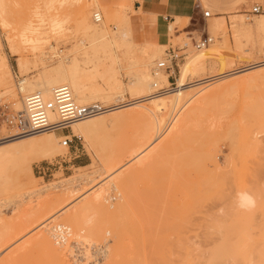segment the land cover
Listing matches in <instances>:
<instances>
[{
  "label": "rangeland",
  "instance_id": "374dc122",
  "mask_svg": "<svg viewBox=\"0 0 264 264\" xmlns=\"http://www.w3.org/2000/svg\"><path fill=\"white\" fill-rule=\"evenodd\" d=\"M217 1L219 2L218 8L228 10L232 8L235 9L233 10V13L235 11L240 12L226 15L227 20L219 23L215 20V16L219 15V13H223V11L209 9L201 3V0H199L202 11L209 12L210 17L204 18L202 16V18L197 22L190 21L186 17H179L180 20L177 22V28L172 33L173 37L158 36L156 43H163L165 45V48H163L164 51H162L161 55L156 58L153 64L154 66H156V63L158 61H161L165 57V52L169 48L179 50L178 54L182 55L181 59L176 63V66L172 68V72H169V76L171 75L174 79L168 80V84H161L160 86H163V88L171 86V83H176L180 78L182 68H184L188 60L198 54L199 56H197V58L193 60L195 61V66L192 67L191 63L192 68L190 67V69L188 67L187 70H185L183 80L186 83L193 82L198 78L204 76L221 74L223 72L236 69L237 67L241 68L253 62L256 63L263 60L264 17H260V15L264 14V6L260 4V1H255L251 2L250 5L244 10H241L239 9V6H235L236 0ZM128 2L131 5L130 8L128 7L127 11H125L132 13V10L137 9L138 6L134 5V1ZM1 3L2 7L0 8V62L1 58L3 57L7 65L5 67L8 68L7 73L9 81L11 82L13 88V95L1 96L0 107H7L10 110L18 111L22 108L21 101L24 102V96L31 94L27 91H21V94H19L16 84L18 80H21L23 78L29 79V77L37 76L38 74H40V72L47 68L48 65L58 61L59 57L62 58L68 56L70 58L75 57L78 60H82L81 58L87 54L86 52L92 54V49L88 48L89 50L86 49L85 51L81 49V46L83 44L82 42L84 40H86L85 42L88 41L86 38H84L85 36L82 35V31H77V18H75L77 17V13L80 9L81 4H87L88 0H79L78 3H74L72 2V0H68L69 4H63L64 2H61L60 0H56V2L55 0H1ZM47 5L53 7L51 8L49 6L50 9H48L49 7L47 8ZM111 6H114V3H112ZM254 6H260L261 11L257 14H252L251 10ZM54 7L55 9L52 10ZM87 10L89 14L90 23L95 25L99 24L100 22H96L92 17V13L97 10L96 6L89 5V7H87ZM1 12H3L2 15ZM138 15L141 19H143V22H145V34L142 33L139 37L143 41L148 39L151 40L150 36H154L156 29L155 26L152 25L150 21H148V15L145 12H142ZM19 18L23 19L24 21H22L21 19V22L18 21ZM2 19L7 20V23L9 22L6 25V21L4 20L5 22L3 23H5L4 25L6 27L2 25ZM56 19L59 21L61 20L60 22L62 24L58 27H55V30H52L54 29L52 24L55 23ZM173 21H175V18ZM22 23H24L23 25H27V29L31 27L30 29H32L33 31H38V37L36 36L38 44L31 46V44L29 43H20V52L19 54L14 55L10 50L8 41L13 39L16 42H21V30L19 29L22 28V32H24L23 27H25L22 26ZM171 23L172 21L168 25H173ZM110 27L112 28V26ZM205 33H207L213 38V42L203 49L196 50L193 46L194 40L197 39L200 34L204 36ZM84 44L86 46L88 45V43ZM124 50V47L122 49H117L113 47L112 49V51H115V54L119 57H122L121 54ZM99 51L102 54L99 53ZM98 53L101 57L105 56L103 55L104 51L100 50V46L97 49V54ZM134 55L135 57H140L137 53ZM41 58H43V60ZM198 58L199 60H196ZM141 60L142 61H140V63L143 62L142 58ZM121 63L122 68L124 66H127V61L125 62V60H122ZM122 68L119 69V72L122 82L126 85L130 80L127 74H130L131 70L127 71ZM151 72H153V70H151ZM242 77V75H238V78ZM124 88L123 96L126 100H129L131 98L130 94L129 96H127L128 93ZM208 88L206 89V91L210 89ZM194 89H198V86H193L190 88V90ZM252 89H247V87L241 85L238 90L236 89V91L231 94V96H229V93L226 96L229 97H225V101L223 99V102H221L220 104L207 109V111L200 117L204 118L203 123L206 118V122L203 124L202 128L199 129V131H196L199 126L195 127L196 124H193L190 129L186 132L188 135H183V140H181L186 145L184 143L182 144L180 140L176 144L166 149V153H163L164 155H161L160 161H156V163L145 167H143L144 162H146V159L149 158L150 153H153L155 150L159 149L162 143H166L169 136L161 140L156 145L151 146L147 150V152L138 160L133 163H129L130 156H128V158L126 156L127 153L125 152L130 151V148H127V146L131 147L130 144H132L134 149L135 145L139 144L140 141H138V143H135L134 141L137 142V139H139L138 135H140V132L142 134L143 132H145V126H143L144 121L142 119H135V121H129L128 119L109 120L107 124L101 128V130L97 134L96 139L94 138L95 141H92L94 142L93 145L91 142H85L84 138L81 139L72 136L70 129L57 131L56 134L60 136L70 135V137L68 138L71 140L70 145L68 147L63 146L66 148V151L64 153L55 155L50 159H45L32 163L31 177L29 176L27 170L23 169L20 173L21 182L26 187L30 186L29 184H27L28 182H32L31 185L34 188H39L43 185L52 182L61 181L66 178H73L76 175L89 174L94 178V181L90 185L92 187L93 185H96L94 186L95 188L99 185L97 183H99V181H101V179L105 177L104 170L101 169V167L104 168V165L102 166L101 164L104 162V160L108 159V157H111L112 160L111 158L109 159L111 160V163H114L112 161H115V159H117L116 155L119 153L118 157L120 156L121 159L119 160V157L116 161H119L120 163L118 164L117 162L116 164L115 162V168L113 167L114 164H111L113 168L109 170V173H114L112 174L111 179L118 173L117 170L121 168V166L123 167L121 168V170H119V173H124L128 176L130 175V172L136 170L137 171L136 174L131 176V178L129 179L130 181L128 180V182H126L123 188L119 191L120 193L117 190L113 191L109 189V194L107 193L105 195V197L109 195V200L106 198L107 200L103 201V203L108 207H116L117 213L115 212V214L117 215L116 217L119 216L118 218H116L115 216L114 217L117 221L116 223L119 224L118 232L121 233V235L118 236V251L120 250V253L118 254L119 256H115L113 258V264H259V260L261 258L258 257L264 255V154L256 153L255 155V153L251 154L252 152L250 153L249 151L251 149L249 148L250 143L249 140L244 139L245 135L253 131L256 132L258 129L256 128V124L253 120H250L249 118L245 117V115L243 114V110L246 105L252 104L258 99L259 96L263 98L264 93L262 92H264V84L262 86H257L254 88L252 87ZM201 95L202 92L200 93V96ZM198 96L199 94L197 93L196 98H199ZM96 103L102 104L100 102ZM222 103H224V105ZM111 104L112 103H107L106 105ZM125 111L126 110H123L124 113ZM213 118L215 120H213ZM201 125L202 122L200 124V127ZM189 131L192 134L193 132H197L196 137L198 139L195 137V133L191 136ZM256 136L259 141L262 142L261 145L263 144L264 146V134L257 133ZM133 137L134 139H132ZM62 139L65 140V138ZM187 140H190V142ZM192 140H197V142L195 141L196 143H194L192 142ZM187 145H189V147ZM123 147L124 151H127L123 152ZM187 147L188 151L185 150ZM120 150L122 151L119 152ZM180 150H182V152L187 151V153L183 152V154ZM192 151L195 153L197 159L196 168L191 169L192 171L189 170L190 174L186 175V178L184 176H182V178L176 177L174 173L176 171L174 170L180 167L185 168L184 166L188 161L189 154ZM248 152L250 155L248 154ZM120 153L122 155L126 154V160L125 158L122 159L124 155L122 157ZM107 155L109 156L107 157ZM260 155H263V157ZM113 157L115 158L114 160ZM121 161H123L125 164L123 162L121 163ZM55 162L62 163H60L59 166H56L55 168H49L50 170L46 171L45 175L37 173L36 170L38 167H45L48 166V164H54ZM126 162H128L129 164ZM259 162L261 163V165ZM181 163H184V165H181ZM176 165L178 166L177 168ZM259 165L261 167H259ZM9 168V173L14 174V165L9 166ZM241 169L244 170V176H240L241 178H239L238 173L241 171ZM76 185L77 183L71 186V189L77 192L75 196L73 195L72 197H70L69 201L72 202L69 203L71 204L69 206H66L63 211L55 214L50 219L51 221L49 220L50 224L48 225V227H51L52 225L54 226V224L61 225L65 226L66 228H69V232H72L68 236L69 239H67L66 245L64 244L67 247L62 249V247L64 246H60V250L61 252L63 251L62 254H65H63V256L67 259L65 260L68 264H77L70 259L71 252L68 253L67 250L68 248L70 249V247L73 248V246L77 247L73 248V250L77 249L80 253L81 258L85 259L81 261L82 264L85 263L84 261L88 262L89 259L97 260L98 256V261L100 260V264H105L110 259L109 257H111V252L113 250L114 241L112 242V239L114 238V236L111 237V235L113 234H104L106 237L103 235L104 238H99L100 242L98 239H91V243L89 242L90 239H88V242H85V245V243L82 242L80 238L76 237L78 235H76V228L70 225V222H68L65 218L72 211V208L74 206L81 203L85 199L83 198L84 195L86 196L92 191L87 190L91 187L89 185ZM234 189H245L252 196H254L257 199L256 205L259 204L258 206H255L256 209L253 208L250 210L251 212L248 211L247 213L246 211H232L231 207H229L231 205V202L229 200H231L230 193L233 194L232 191ZM16 191L17 187L15 186L10 192L15 193ZM90 196L91 195L87 196V198H89ZM3 197L5 196L0 195V199ZM119 200L121 201V203H119ZM105 208L107 209V207ZM217 208H222L226 212L225 216L222 218L223 220L221 221V227L219 228V230L215 231L211 229L207 233L203 234L198 227L200 226V224H212V215ZM11 210L13 211V206H8L6 210L4 209L3 218L5 217V220H12L11 218L13 214ZM122 212H124V216L122 215ZM234 213H236L237 215H233ZM47 217L48 214L45 215V213L37 214L34 217L36 221L35 226L41 225L42 223H46L48 219ZM61 220L63 221L61 222ZM66 224H68L69 226ZM30 228H33V226ZM30 228L22 230L24 231H21L23 234L21 233V235L19 233L21 237L19 234L18 236L12 237V239H17L19 237V239H21L20 241L22 242H20L18 239H13L14 242H12V239L11 242H8L7 240V244H5L6 242H4L6 246L9 243L17 245H15L14 248L13 244L12 246L11 244H9L7 247L5 245H2V249L0 247L2 251H0V264H2L3 261H7L5 259L7 258V256L8 259L9 257L12 258L10 253H12L13 255L15 253L16 255L17 251H11L15 248L17 250L18 247L24 241L28 240L32 236L26 234L28 233V231L26 230H30ZM72 235L75 236V239ZM110 237L112 238L111 240L108 239ZM180 237L182 239H180ZM103 239H105V241ZM93 240H96V242H93ZM182 240L185 241L182 242ZM101 241L103 242V244ZM107 243L109 247V254H107V256H110H106V260H103V257H101L103 253L99 252L102 251L103 248L101 249L99 246H104V244ZM192 243H195V245L193 246ZM198 243L200 245H198ZM224 245H226V247ZM228 245L229 247H227ZM4 246L6 247L5 249H3ZM55 246L59 248L58 245ZM85 248L87 249L85 250ZM221 248H226V250H224L226 251L225 253H227L228 255H225L223 253L226 257H223L222 254V257L220 256L216 258V252L218 249ZM65 250H67V252H65ZM73 250L70 249V251L72 252ZM260 251H262V253ZM33 252L34 250H29L27 252V255H25V253L21 257L22 259H17L16 261L14 260L13 263L28 264V260L24 261V259L26 260L28 258L27 256H29V258L31 257V259H34V262L29 259V264H40L41 257L43 261L44 256L42 254H39V251L37 250H35V254ZM237 253H239V257L238 255H236ZM95 254L98 256H96ZM257 254L259 256H257ZM15 255L13 257H15ZM249 255L250 257H248ZM242 256L244 257V259L242 258ZM116 257L117 259H115ZM114 259L117 261H115ZM102 260L104 262H102Z\"/></svg>",
  "mask_w": 264,
  "mask_h": 264
},
{
  "label": "bare ground",
  "instance_id": "6f19581e",
  "mask_svg": "<svg viewBox=\"0 0 264 264\" xmlns=\"http://www.w3.org/2000/svg\"><path fill=\"white\" fill-rule=\"evenodd\" d=\"M50 1H52V0H50ZM60 1L64 2L63 4L68 3V0H60ZM55 2H56V0H55ZM72 2L78 3L79 0H72ZM50 5H51V3H50ZM89 5H95L96 6L97 10L92 13V17L94 20L96 18H99V22H100L99 24L95 25V24L90 23L89 14H88V10H87V7H89ZM130 5H131L130 3L122 1V2H119L117 4H114V6H111V4L105 3L102 0H88L87 4L86 3L81 4L80 9L77 13V17H75V18H77L76 19V24H77L76 29H77V31L78 30L82 31L83 32L82 35H84L85 36L84 38H86L88 41V42H85L86 40H84L82 38L84 41L82 42L83 43L82 46L80 45L81 49L84 51L86 49L87 50L92 49V54H89L88 52H86L87 54L85 56H83L84 58L83 57L81 58L82 60H78L75 57L70 58L68 56H65V57L60 58L59 56H57V57H59V60L48 65V67L45 68L42 72H40V74H38L37 76L29 77V79L23 78V79L18 80V81L16 80L17 81L16 84H17L19 94H21L20 93L21 91L22 92L27 91L31 94L32 93H40L45 100H52V93H53L54 89H56L57 87H60V86H66L70 90L72 97H73V100L79 105H89V104L96 103V102H100L102 104H105V105L100 104V105L104 106L105 108H107L106 110L103 111V113H101L97 116H94L92 118H88V119H84V120L74 122L70 125V128H69L72 136H75L76 138H81V139L84 138L85 142H88V143L91 142L92 145L94 144V142H92V141L93 140L95 141L97 134L99 133L101 128L107 124V122L109 120L128 119L129 121H132V120L135 121V119H138V120L142 119L145 123V124L143 123V126H145V132H143V134L140 132V135H138L139 139H137V142L134 141L135 143H138V141H140L139 144L135 145V143H134L135 149L133 148L132 144H130L131 147L127 146V148H130L129 149L130 151L125 150L127 152L124 151V147L122 148L123 152L127 153V155L126 154L125 155L127 157L130 156L129 163L130 162L133 163L136 160H138L141 156H143L147 152V150L151 146L156 145L161 140H163L164 138L169 136L166 143L163 141L164 144L162 143L160 145L159 149L155 150L153 153H150L149 158L146 159V162H144L143 167H145V166L152 165L153 163H156V161H160L161 160L160 157L163 153H166V149H168L172 145L176 144L181 139L183 140V138H182L183 135L185 136L187 134L186 132L190 129V127L193 124H196L195 127L199 126V128L196 129V131H199V129H201L203 124L206 122L205 121L206 118H205L204 123H203L204 118L203 117L200 118L201 115H203L207 111V109L212 108V107L220 104L221 102H223L222 101L223 99L225 101V97L229 93H230L229 96H231V94H233V92L236 91V89L238 90V88L241 85L247 87V89H249V88L252 89V87L254 88L257 86H262L264 84V57H263V60L260 62H256V63L253 62V63H251L247 66L241 67V68L237 67L236 69H233V70H230L227 72H223L221 74L204 76V77L198 78L197 80H195L193 82L186 83L183 80V77L185 75V70H187L188 67L189 68L191 67V63H192V67L195 66V63H194L195 61H193V60H195V58H197V56H199V54H198V55L190 58L188 60V62L186 63V65L184 66V68H182L180 78L176 82V85H177L176 89H173L166 94L164 93V94L154 95L156 93L157 88H163V86H160L161 84H165V83L168 84L169 72H172L173 67L167 71H163V70L157 71L156 66H154L153 64H154L156 58L161 55L162 51H164L163 48H165V45L163 43H160V44L154 43L149 39L143 41L139 37L140 34H138L136 24L138 23L137 22V16H138V14L141 13V11H140V9H138V10L133 9L132 13L126 12L127 8L128 7L130 8ZM49 6L47 5V8ZM1 7H2V3L0 0V8ZM50 7L48 9H50ZM205 7H207V6H205ZM54 9H55V7L52 10H54ZM2 13L3 12H1V15H2ZM179 17L180 16H175L176 22L172 21L171 24H173V25H170V26L168 25L166 27V32H165L164 36H169V37L172 36V33L177 28V25H178L177 22L180 20ZM260 17H264V14H261ZM154 18H155L154 15L148 16V19H149L148 21H150V23L152 25H153ZM20 19L21 18H19L18 21H20ZM4 20L2 19V25L4 27H6L4 25L5 23H3V22L6 21V25L9 22L7 23V20H5V21ZM21 20L24 21L23 19H21ZM60 21L57 19L55 20V23L52 24L54 27V29H52V30H55V27H58L62 24ZM23 24L24 23H22V26H25V27H23L24 32H22L23 31L22 28L19 29V30H21V32H20L21 42H19V41L16 42L13 39L8 41L10 50L14 55H17L20 52V43L21 44L22 43H29V44H31V46L38 44L37 39H36V36L38 35V33H37L38 31L37 30H35L36 32L33 31L32 29H30L31 27L29 29H27V25H23ZM146 24H147V22H146ZM260 25H262V24H260ZM110 26H112V28ZM190 40H191V38H190ZM84 43H86V44L88 43V45H87L88 47ZM99 46H100V50H103L105 53V54L103 53V55H105L103 57L99 56V53H101L100 51L97 54V49L99 48ZM101 47H102V49H101ZM113 47H115L117 49L118 48L122 49L123 47L125 48V50L121 54L122 57H119L118 55L115 54L116 49H115V51H112ZM51 48H52V46H51ZM105 48H107V49H105ZM136 53L140 57H137V56L135 57L134 54H136ZM141 58L143 59L142 63H140V61H142ZM41 59L43 60V58H41ZM122 60H125V62L127 61V63H126L127 66H124L123 68L121 67V64H122L121 61ZM137 60H139V61H137ZM196 60H199V58ZM5 66H7V65L5 63L4 58L2 57L1 62H0V97L13 95V88H12L11 82L9 81V77H8V73H7L8 68ZM120 68L125 69L127 71L131 70L130 74H127L130 80L128 81V83L126 85L122 82L120 72H119ZM151 70H153V72H151ZM239 74L242 75L243 77L238 78ZM124 86H125V88H124ZM193 86H198V89L190 90V88ZM123 88L128 93L127 96H129V94H130L131 98L129 100H126L125 97L123 96V91H124ZM204 88H205V91L207 88L209 90L205 92ZM201 92H202V95L200 96ZM197 93L199 94V96H198L199 98H196ZM262 93H264V92H262ZM27 96L28 95H25L24 97L26 98ZM228 97H226V98H228ZM107 103H112V104L106 105ZM222 104L224 105V103H222ZM21 107L22 108L20 110L23 109V101H21ZM219 108H221V107H219ZM217 109H218V107H217ZM123 110H126L125 113L123 112ZM243 114L245 115V117L249 118L250 120H253L254 123L256 124V128L258 129L256 132L253 131V132H250V133L245 135L244 139L249 140V143H250L249 145L251 146V147L249 146V148H251L250 150L247 146L248 150L250 151V153L252 152L251 154H254V153H255V155H256V153L257 154L258 153L264 154V146H263V144L261 145L262 142H260L256 136L257 133H263L264 134V95H263V98L259 96L258 99L256 101H254L252 104L246 105L244 107ZM47 118H48V121L50 123L58 122V120L60 119L58 113L55 111L47 112ZM200 119L202 122L201 127H200V124H201ZM208 119H209V117H208ZM213 120H215V119L213 118ZM242 132H244V131H242ZM56 133L57 132H55V131H44V132H41L38 134H32V135L23 136V137L11 138V139H8V140L0 143V195L5 196V197L0 199V247H1V249H2V245H5L8 242H11L12 237L18 236L19 233L21 234L22 232H24L22 230H25V229L33 226V228H30V230L29 229L26 230V231H28V233H26V234L29 236L30 235H32V236L28 240L24 241L18 247L17 250L15 248L14 250L11 251V252L17 251L16 255L14 253L15 257H13L14 255L12 253H10L12 258L9 257V259H8V256H7V258H5L7 261H3L2 264H14L13 263L14 260L16 261L17 259H22L21 257L25 253H26L25 255H27V252L29 250H31V251L34 250V252H35V250H37V251H39L38 252L39 254H42L44 256L43 261H42V257H41V263L40 264H68L66 261L67 259L64 258V256H63L64 253L62 254L63 251L61 252V250H60L61 249L60 246H64V247H62V249L67 247V246H65L66 244L61 245L60 242H57L56 238H55V234L53 233L54 232L53 227L57 226V225L54 224V226L52 225L53 227L52 226L48 227V225L50 224L49 223L51 221L50 219L55 214L63 211L64 208H66V206H69L71 204V203H69V202H72V201H69L70 197H72L73 195L75 196V194L77 193L76 191L71 189L72 188L71 186L73 184H76V183H77L76 186L82 185V184L91 186L90 184L94 181V178L92 176H90L89 174H80V175H76L73 178H66V179L61 180V181L52 182V183L43 185L39 188H34L31 185L32 182H28V183L26 182L27 184L30 185L29 187L24 186L23 183L21 182V178H20V173L22 172L23 169H26L29 176L31 177V172H32L31 165H32V163L37 162V161H41V160H45V159H50V158L54 157L55 155L64 153L66 151V148L63 147V145H62L63 141H64L62 138H69L70 135L60 136V135H57ZM189 133H190V131H189ZM194 133H195V137H196L197 132H193V134ZM193 134L190 133L191 136ZM193 138H194V136H193ZM132 139H134V137ZM186 139H188V138H186ZM182 140H181V143L183 144L184 142H182ZM187 141L190 142V140H187ZM195 141L197 142V140H195ZM195 141L192 140V142L196 143ZM194 143H192V144H194ZM176 146H178V145H176ZM187 146L189 147V145H187ZM184 147H186V146H184ZM188 147L185 150H187ZM131 148H132V150H131ZM190 148H191V145H190ZM122 150H120L119 152H121ZM176 150H177V147H176ZM180 151L182 152V150H180ZM187 151H185V152L187 153ZM170 153H171V151H170ZM118 154L116 155L117 157L115 156L117 159H115L113 157V160L115 159V161H112L114 163L116 162V164H117V162H118V164L120 163L119 161H116L120 157V156L118 157ZM248 154H249V152H248ZM120 155H122V154L120 153ZM123 155H122V157H123ZM125 155L122 159L125 158V160H126ZM175 155H177V154H175ZM108 156L109 155H107V157ZM260 156L263 157V155H260ZM109 158H111V157H108V159L104 160L103 163L101 162L102 163L101 165L102 166L104 165V168L101 167V169L104 170L105 177L102 178L101 181H99V183H97V184H99L97 187L94 188V186H96V185H93V187L91 186L90 188H88L87 190H92V191L90 193H88L86 196L84 195L83 198H85V199L81 203L74 206L72 208V211L65 217L67 219V221L70 222V225H72L74 228H76V230H77L76 235L78 234L76 237L80 238L81 241L84 243L85 242L87 243L88 239H90L89 242H91V239H96V240L98 239L100 242L99 238H102V237L104 238V236H105L104 234H109V233L113 234V235H111V237L114 236V238H113L114 240L111 237L108 238L109 240L112 239V242L114 241L113 250L111 252V257H109L110 259L105 264H113V258L115 256H119L118 254L120 253V250L118 251V236L121 235V233L118 232V225L119 224L116 223L117 221L115 219V217L117 216L115 214L117 208L116 207H108L103 203V201H106L109 197V195L107 197H105V195L107 193L109 194V191H108L109 189H111L113 191L117 190L119 192L123 188V186L126 184V182H128V180L131 178V176L136 174V171H137L136 170V171L130 172V175L128 176L124 173H119V170H121V168L123 167V166H121V168H119L117 170L118 173L114 177H112V179H111V176L114 173H112V174L109 173L110 172L109 170H111L113 167L115 168L116 165L114 163H111L112 158H111V160ZM120 159H121V157L119 158V160ZM259 159H258V161H259ZM105 161H107V162H105ZM123 161H121V163ZM181 161H182V158H181ZM196 161H197L196 155L192 151L189 154L188 161L187 162L185 161L186 162V164L184 166L185 168L180 167V168L174 170V171H176V172H174L175 176L182 178V176L185 177L186 175H189L190 174L189 170L196 168V165H197ZM126 163H128V162H126ZM177 163H179V162H177ZM111 164H114L115 166L113 165V167H112ZM11 165H14V167H15L14 174L9 173V169H10L9 166H11ZM167 165H168V163H167ZM177 165H176V168L178 167ZM181 165H184V163L183 164L181 163ZM260 165H261V163H260ZM260 165H259V167H261ZM105 168H106V170H105ZM141 168H142V166H141ZM243 171H244L243 169H241L240 172L238 171L239 172L238 173L239 178H241L240 176H244ZM15 186L17 187V191L15 193H11L10 191ZM213 186H214V184H213ZM9 188H10V190H9ZM234 190L233 191L231 190L233 192V194L230 193V195H231L230 199L231 200H229L231 202V205L229 207H231L232 211L233 210L235 212L246 211V213H247L251 209L255 208V206L259 205V204L256 205L257 199L254 196H252L247 190H245V189H234ZM89 195H91V196L89 198H87V196H89ZM114 195H116V194H114ZM228 196H229V194H228ZM118 197H120V196H118ZM119 203H121V201ZM8 206H13V211L11 210L12 214H13L11 221L5 220L4 219L5 217L3 218V211H4V209L6 210V208ZM105 207H107V209ZM118 211H119V208H118ZM123 211H124V208H123ZM5 212H7V211H5ZM43 213H45V215L48 214L47 222L42 223L41 225L35 226L36 221H35L34 217L37 214H43ZM225 213L226 212L224 211V209L217 208L213 212V215H212L213 223L212 224H208V223L207 224H200V226L198 228L200 229V231L203 234L207 233L211 229L215 230V231L219 230V228L221 227V221L223 220L222 218L225 216ZM123 214H124V212H122V215ZM235 214L236 213H234L233 215H235ZM205 215H207V214H205ZM118 217H116V218H118ZM63 220H61V222ZM201 221H203V220H201ZM59 222H60V220H59ZM68 224H66V225H68ZM121 224H123V223H121ZM238 224H240V223H238ZM50 230H51V232H50ZM167 230H168V227H167ZM70 233H72V232H69L68 235H70ZM21 235H20V237H21ZM74 235H72V236L75 239ZM108 236H110V235H108ZM187 237H186V239H187ZM51 238L53 241L51 240ZM17 239L19 241L21 240V239H19V237ZM17 239H14V240H17ZM67 239H69V238H67ZM105 239H103V240L105 241ZM180 239H182V238L180 237ZM201 239H202V237H201ZM7 240H8V242H7ZM14 240L12 242H14ZM96 240H93V242L94 241L96 242ZM184 241L185 240H182V242H184ZM4 242H6V243L4 244ZM20 242H22V241H20ZM86 243H85V245H86ZM91 243H90V245H91ZM199 243H198V245H200ZM9 244H11V246H12L13 243H9ZM102 244H103V242H102ZM184 244H187V243H184ZM192 244H193V246L195 245V243H192ZM15 245H17V244H15ZM15 245L13 246V248L15 247ZM55 245H58L59 248L56 247ZM5 246L3 249H5L7 247V246L6 247ZM101 246H99V247L101 249L102 248L103 249H102V251H99V252L103 253V255H101V257H103V260H106L105 258L107 256V254H109L108 253V248H109L108 243L104 244V246H102V247ZM193 246H192V249H193ZM201 246H199V247H201ZM224 246L226 247V245H224ZM227 247H229V245ZM73 248H74V246H73ZM73 248L70 247V249H72V250H73ZM1 249H0V251H1ZM70 249L69 248L67 249L68 253L72 252V251H70ZM86 249L87 248H85V250ZM224 249L226 250V248H223V249L221 248L218 250L216 249L218 253L216 252V256L215 255L214 256L216 258H218L223 253L225 255H228L227 253H225L226 251ZM67 250H65V252H67ZM237 250H240V249H237ZM73 251H75V250H73ZM87 251H89V250H87ZM87 251H86V254H87ZM235 251H236V249H235ZM260 252L262 253V251H260ZM88 253H90V252H88ZM224 254L222 256L226 257V256H224ZM238 254L239 253H237L236 255H238ZM96 256H98V255H96ZM108 256H110V255H108ZM246 256H247V254H246ZM257 256H259V255L257 254ZM27 257L28 258L26 260L24 259V261L28 260V262H27L28 264H29L30 260H32V261L34 260V259H31V257L29 258V256H27ZM47 257L49 260L47 259ZM90 257H92V256H90ZM238 257H239V255H238ZM248 257H250V255ZM98 258H99V256H98ZM98 258H97V260H98ZM242 258L244 259L243 256H242ZM242 258H240V259H242ZM258 258H261L259 260V262H260L259 264H264V255H261V257H258ZM115 259H117V257ZM103 260H102V262H104ZM168 260H171V259H168ZM222 260H223V258H222ZM115 261H117V260H115ZM84 262L86 263V261H84ZM85 263H83V264H85ZM170 263H172V262H170ZM37 264H39V263H37ZM78 264H82V263H78ZM99 264H100V262H99Z\"/></svg>",
  "mask_w": 264,
  "mask_h": 264
},
{
  "label": "built area",
  "instance_id": "2783aa9c",
  "mask_svg": "<svg viewBox=\"0 0 264 264\" xmlns=\"http://www.w3.org/2000/svg\"><path fill=\"white\" fill-rule=\"evenodd\" d=\"M261 11L260 6H254L251 10L252 14H257ZM203 17H210V14L205 11L203 12ZM99 22V18L95 19ZM213 42V38L205 33L204 36L201 34L197 39L194 40V48L196 50L203 49L209 46ZM177 49L169 48L165 52V57L157 62V70H170L172 67L176 66V63L181 59V54H178ZM174 79L171 75L168 80ZM171 86L167 88H157V94H166L169 91L176 89V83H171ZM104 106L98 103H92L89 105H79L72 97L70 90L66 86H60L53 90L52 100H45L40 93H32L24 98L23 109L22 110H10L7 107H0V143L15 137H23L32 134H38L44 131H63L70 128V125L74 122L92 118L103 113L106 110ZM55 111L59 115L58 122L50 123L47 118V112ZM4 130V131H3ZM71 140L65 138L63 141V146L68 147ZM62 163V162H60ZM59 162L54 164H48V166H42L37 168L38 174H46L49 168H55L59 166ZM53 233L57 242L61 245L66 244L69 228L65 226L57 225L53 227ZM76 245V244H75ZM74 248H77L74 246ZM70 259L74 263H81L85 260L81 258L80 253L75 250L71 252ZM87 262V261H86ZM99 261L89 260L86 264H97Z\"/></svg>",
  "mask_w": 264,
  "mask_h": 264
},
{
  "label": "crops",
  "instance_id": "0c3cea01",
  "mask_svg": "<svg viewBox=\"0 0 264 264\" xmlns=\"http://www.w3.org/2000/svg\"><path fill=\"white\" fill-rule=\"evenodd\" d=\"M102 1L108 4H112V3L117 4L122 1L125 2L134 1V5L138 6L137 9L134 10L140 9L141 13L145 12L148 16L154 15L155 18L153 20V25L155 26L156 29L154 36L153 35H152L153 37L150 36L151 41L154 43L157 42L158 36L160 37L164 36L166 32V27L171 21L174 20L175 16L186 17L190 21H194V22L199 21L203 16V11L199 3V0H140V1L139 0H102ZM255 1L256 2L260 1V4L264 6V0H236L235 6H239V9L244 10L250 5L251 2H255ZM201 2L209 9L223 11V13H219V15L215 16V20L219 23L227 20L226 15L240 12V11H235L233 13V10L235 9L232 8H230L229 10L218 8L219 2L217 0H201ZM137 22L138 23L136 24V28L138 34H142V33L145 34L144 33L145 22L143 23V19H141L139 15L137 16Z\"/></svg>",
  "mask_w": 264,
  "mask_h": 264
}]
</instances>
